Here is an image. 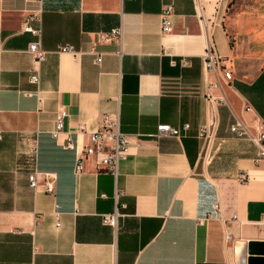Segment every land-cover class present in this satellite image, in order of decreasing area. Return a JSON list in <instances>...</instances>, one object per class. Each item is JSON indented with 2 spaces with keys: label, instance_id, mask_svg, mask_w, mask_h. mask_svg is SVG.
I'll use <instances>...</instances> for the list:
<instances>
[{
  "label": "crops",
  "instance_id": "obj_1",
  "mask_svg": "<svg viewBox=\"0 0 264 264\" xmlns=\"http://www.w3.org/2000/svg\"><path fill=\"white\" fill-rule=\"evenodd\" d=\"M169 1L162 34L163 0H0V264H264V155L230 130L240 120L264 131V0ZM33 15L39 39L22 30ZM114 29L120 40L101 41ZM38 40L41 64L28 52ZM208 49L231 82L205 70ZM35 71L42 104L27 95ZM104 115L119 119L130 154L117 178L92 158L75 175L65 139L82 148L79 129ZM159 125L181 135L157 138ZM35 142L38 179L55 178V194L30 187Z\"/></svg>",
  "mask_w": 264,
  "mask_h": 264
},
{
  "label": "built area",
  "instance_id": "obj_2",
  "mask_svg": "<svg viewBox=\"0 0 264 264\" xmlns=\"http://www.w3.org/2000/svg\"><path fill=\"white\" fill-rule=\"evenodd\" d=\"M174 4L169 0H163L162 12H161V32L162 34H170L173 31V16H174ZM40 21L38 15L29 17L23 24V32L31 33L34 36L41 37V29L32 26V21ZM101 41L120 40L121 29H114L109 33H102L100 35ZM3 36L0 30V51L3 50ZM59 51L69 52L76 54V50L72 45L61 46ZM28 52L33 57L37 64H41L46 60L47 52L43 49L40 40L33 42L29 45ZM102 56H97L95 59L96 64H100ZM183 66H187L188 62L183 61ZM204 66L208 73L217 74L222 73L224 80L231 82L233 76L229 70L227 60L222 56L215 53L213 50L208 49L204 55ZM30 82L36 86L35 92H29L27 95H36L40 104L43 103L42 92L39 89L41 83V76L38 71H35L30 76ZM220 82L216 80L209 83V89L219 88ZM209 98L214 99L212 94L208 95ZM224 101V99H221ZM66 113L59 112L55 129L52 131V137L56 140L60 139L65 127ZM231 132L241 139H247L257 144L261 148V153L264 155V131H258L257 134H253L249 126L244 121H236L230 127ZM206 133L204 130L203 133ZM87 134L88 139L85 145L80 148L78 141H73L71 136L65 139L63 147L66 150L75 151L77 153V159L74 166V174L80 175L85 171V162L87 159H95L96 165L100 170L106 171L112 174L114 177L119 175L120 163L126 160L130 154V142L128 137L121 131L120 122L117 117H111L110 115H104L99 127L92 132H87L85 127L79 129L78 136ZM181 130L173 128L170 125H159L158 132L155 135L157 138L168 136H180ZM31 158V173L29 175L30 187L35 191H40L49 194H55L56 192V180L48 175L43 183H40L38 179L39 172V148L35 142L30 149ZM245 180L244 176H242ZM219 207L217 206L213 214H217ZM120 213L116 211L114 214L105 215L104 222L112 227H117L118 218ZM59 225V223H58Z\"/></svg>",
  "mask_w": 264,
  "mask_h": 264
}]
</instances>
